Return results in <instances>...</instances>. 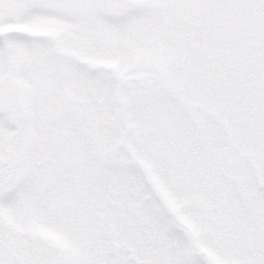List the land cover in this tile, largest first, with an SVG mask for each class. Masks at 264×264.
<instances>
[{
  "label": "snow or ice",
  "instance_id": "1",
  "mask_svg": "<svg viewBox=\"0 0 264 264\" xmlns=\"http://www.w3.org/2000/svg\"><path fill=\"white\" fill-rule=\"evenodd\" d=\"M0 264H264V0H0Z\"/></svg>",
  "mask_w": 264,
  "mask_h": 264
}]
</instances>
